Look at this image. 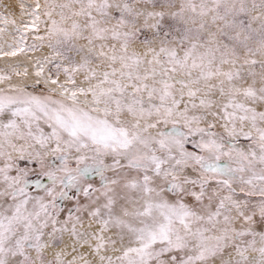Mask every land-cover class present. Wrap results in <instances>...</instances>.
Listing matches in <instances>:
<instances>
[{
    "label": "snow or ice",
    "instance_id": "1",
    "mask_svg": "<svg viewBox=\"0 0 264 264\" xmlns=\"http://www.w3.org/2000/svg\"><path fill=\"white\" fill-rule=\"evenodd\" d=\"M0 264H264V0H0Z\"/></svg>",
    "mask_w": 264,
    "mask_h": 264
}]
</instances>
